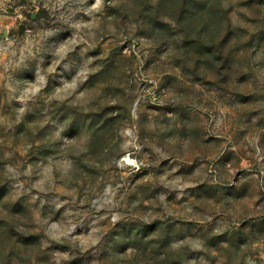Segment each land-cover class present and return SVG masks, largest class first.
Masks as SVG:
<instances>
[{
    "label": "clouds",
    "instance_id": "1",
    "mask_svg": "<svg viewBox=\"0 0 264 264\" xmlns=\"http://www.w3.org/2000/svg\"><path fill=\"white\" fill-rule=\"evenodd\" d=\"M0 264H264V0H0Z\"/></svg>",
    "mask_w": 264,
    "mask_h": 264
}]
</instances>
